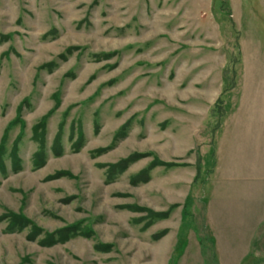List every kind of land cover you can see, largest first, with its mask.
Instances as JSON below:
<instances>
[{"label":"rangeland","instance_id":"1","mask_svg":"<svg viewBox=\"0 0 264 264\" xmlns=\"http://www.w3.org/2000/svg\"><path fill=\"white\" fill-rule=\"evenodd\" d=\"M256 2L0 0V264H264V161L218 142Z\"/></svg>","mask_w":264,"mask_h":264},{"label":"crops","instance_id":"2","mask_svg":"<svg viewBox=\"0 0 264 264\" xmlns=\"http://www.w3.org/2000/svg\"><path fill=\"white\" fill-rule=\"evenodd\" d=\"M246 10L255 14L264 27V0H257L256 3L248 4ZM240 30L242 53L238 68L237 89L235 91L237 92L235 93L236 101L233 104V112L224 120L218 142H221L228 132H232V135H234L238 125L237 122L240 118L239 140L242 173L244 174L242 177L246 178L248 182H255L258 180L255 177L257 169L256 160L258 163H263L264 161V102L262 101L264 97V58L260 57L261 55L257 53H251L247 59L248 61L244 58L242 43H251L253 39L249 38L251 36L243 26L242 28L240 27ZM245 47L247 46L245 45ZM222 149L219 143V149L218 145L216 149L217 157ZM259 156L263 158L259 160ZM217 165L218 160L216 161L215 173H217ZM227 178L232 179V177ZM236 179L241 180L239 176Z\"/></svg>","mask_w":264,"mask_h":264},{"label":"trees","instance_id":"3","mask_svg":"<svg viewBox=\"0 0 264 264\" xmlns=\"http://www.w3.org/2000/svg\"><path fill=\"white\" fill-rule=\"evenodd\" d=\"M15 147H13V149H12V151H11V156H12V158H13V160L15 159L16 160V145H14ZM1 149H2V147L0 148V151H1ZM1 153V152H0ZM2 169H4L3 168V164L1 163V161H0V170H2ZM12 225H14L15 223H16V221L17 220H14V219H12ZM17 224H19V223H17Z\"/></svg>","mask_w":264,"mask_h":264}]
</instances>
